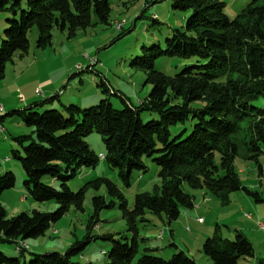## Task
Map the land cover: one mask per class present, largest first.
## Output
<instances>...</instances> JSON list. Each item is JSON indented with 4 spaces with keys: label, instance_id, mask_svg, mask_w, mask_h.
<instances>
[{
    "label": "trees",
    "instance_id": "1",
    "mask_svg": "<svg viewBox=\"0 0 264 264\" xmlns=\"http://www.w3.org/2000/svg\"><path fill=\"white\" fill-rule=\"evenodd\" d=\"M110 1L0 0V11L11 16L0 43V80L15 57L22 59L28 53L29 35L34 29L38 32L37 48L46 49L52 45L55 29L71 39L97 24L109 26ZM172 7L191 15L185 27L174 30L166 40L165 49H144L138 65L147 74L146 83L153 87L139 105L110 90L102 80L98 87L107 96L119 98L121 109L115 108L110 99H103L88 109L71 104L63 111L40 113L44 104L59 98L56 95L15 112L26 127L33 129L32 135L16 139L19 150L13 151L25 173L27 197L35 203L54 202L58 209L54 213L34 210L9 218L0 203L1 243L15 244L16 251L23 255L26 249L21 244L25 240L44 236L72 207L84 211L86 190L105 186L110 196L119 201L133 235L131 240L102 237L111 243L110 251L103 254L108 264H133L139 253L138 225L146 222L147 212L161 219L164 216L170 225L180 218L183 209L195 208L199 190L204 195H214L223 206L230 203L232 193H249L235 162L241 156L259 165L264 155V0H253L233 20L226 15L221 0H174ZM124 34L122 31L120 35ZM161 57L176 58L189 66L174 75L162 74L154 70L155 60ZM144 113L156 114L158 119L145 123ZM190 119L195 123L190 134L183 130L172 136L174 127ZM92 133L101 135L106 150L104 160L118 172L126 188L131 186L134 171H147L144 159H153L160 168L161 180L154 193L137 194L133 208L106 178L89 182L73 193L68 180L78 170L94 168L100 161L84 140ZM58 181L60 185L56 187ZM16 182L14 173L0 174V200ZM186 187L192 192H187ZM93 204L95 213L83 240L76 241L64 254L33 255L25 264H82L74 262V258L98 239L92 230L98 226L95 219L99 212L116 206L114 202L107 204L102 196L94 197ZM173 246L176 248V244ZM202 253L213 264H240L242 259L255 257L253 245L241 232L229 240L218 229L204 241ZM0 264L21 261L0 252ZM136 264L197 262L183 250L164 260L146 249ZM258 264H264V259Z\"/></svg>",
    "mask_w": 264,
    "mask_h": 264
},
{
    "label": "rangeland",
    "instance_id": "2",
    "mask_svg": "<svg viewBox=\"0 0 264 264\" xmlns=\"http://www.w3.org/2000/svg\"><path fill=\"white\" fill-rule=\"evenodd\" d=\"M173 1L111 0L109 26L97 24L86 32H79L71 39L65 32L55 29L52 45L46 49L37 48V30L34 29L30 33L28 53L22 59L15 57L8 64L5 77L0 80V174L12 172L17 177L15 187L5 191L0 200L9 218L34 210L54 213L58 209L54 202L35 203L29 198L21 201L27 194L24 187L25 173L20 161L15 159L13 151L19 150L16 139L32 135L33 129L26 127L23 118L15 112H23L33 102L43 103L56 95L59 98L44 104L39 108L40 113L49 110L63 111L65 106L71 104L88 109L98 105L103 99H110L115 108L121 109L119 98L107 96L98 87L102 80L110 90L123 95L134 105H139L147 99L153 87L146 83L147 74L138 65L139 60L144 57V49L153 46L165 49L166 40L173 35L174 30L183 29L191 15L174 10ZM221 1L225 3L226 15L233 20L253 0ZM10 18L9 14L0 11V43ZM117 23H124L122 31L126 34L121 36L122 31H116ZM186 66H189V63L176 58L161 57L155 60L154 70L174 75ZM21 98L26 102H20ZM70 99H73V102H69ZM156 119V114H142L145 123ZM194 124L190 119L185 125L174 127L172 136L183 130H187V135L190 134ZM84 140L95 155L99 158L105 156L106 150L101 135L92 133ZM240 151L243 154V151ZM5 159L9 161L5 162ZM144 161L147 171H134L129 188L123 185L118 172L101 159L94 168L78 170L67 183L71 191L77 193L89 182L100 178L109 179L121 191L129 207L133 208L137 194L154 193L161 182L160 168L153 159L146 158ZM235 166L242 185L250 194L246 191L232 193L230 203L223 206L214 195L206 194L204 198L205 193L199 190L197 193L200 195H196L195 208L192 209L197 210L195 216L189 218L182 212L180 218L170 225L164 216L161 219L147 212L146 222L138 225L139 253L133 264H136L146 249H152V254L170 260L179 251L173 243L186 252L189 249L196 257L197 264H213L202 253V245L207 238L213 236L216 229L229 240H234L237 232H241L253 245L255 257L242 259L240 264H258L263 260L264 230L259 229L258 224H264V155L259 158V165L240 156ZM45 180L51 181L50 178ZM59 185L58 181L56 187ZM186 191L192 192L187 187ZM96 196H102L107 204L114 202L116 206L99 212L95 219L98 226L92 230V234L98 239L81 255L75 257L74 262L108 264V258L103 252L110 251L111 243L102 237L113 235L116 239L125 237L131 240L133 234L128 231V223L119 207V201L110 196L105 186L99 189L89 187L86 190L84 211L72 207L62 219L52 224L44 236L25 240L23 243L27 249L23 255L16 251L15 244L1 242L0 252L7 257L19 258L21 264L29 263L33 255L55 252L64 254L76 241L83 240L86 236L87 226L95 213L93 198ZM189 211L191 210L184 212ZM249 215L251 218H248ZM198 218H203L204 223H198Z\"/></svg>",
    "mask_w": 264,
    "mask_h": 264
},
{
    "label": "crops",
    "instance_id": "3",
    "mask_svg": "<svg viewBox=\"0 0 264 264\" xmlns=\"http://www.w3.org/2000/svg\"><path fill=\"white\" fill-rule=\"evenodd\" d=\"M34 98V97H33ZM73 99H70V101L69 102H73L72 101ZM24 101H25V99H24ZM23 101V102H24ZM21 102V101H20ZM26 102V101H25ZM35 102H33L31 105H33ZM62 104H64L63 102H62ZM30 107V106H29ZM5 170H7V169H5ZM4 194V193H3ZM197 195H200L199 193H197ZM3 196V195H2ZM203 197L205 198L206 197V195H203ZM203 198V199H204ZM26 199H28V197H27V194H26V196L24 197H22L21 198V201H25ZM191 210V209H190ZM184 211H187V209L185 210V209H183L182 210V212L187 216V217H189V218H191V216H195V213H196V211L197 210H191V211H189V212H184ZM182 212H181V214H182ZM175 244V243H174ZM176 248L178 249V250H183L184 251V249H180L179 247H178V245H176ZM184 252H186V251H184ZM190 257H193L195 260H196V257H194V255L189 251V249H188V252H186ZM197 262V261H196Z\"/></svg>",
    "mask_w": 264,
    "mask_h": 264
},
{
    "label": "built area",
    "instance_id": "4",
    "mask_svg": "<svg viewBox=\"0 0 264 264\" xmlns=\"http://www.w3.org/2000/svg\"><path fill=\"white\" fill-rule=\"evenodd\" d=\"M123 28H124V23H117L116 24V31H122ZM20 101L23 102L24 101V98H21ZM100 159L101 160H104L105 157L102 155V156H100ZM5 162H8V160L5 159ZM248 218H251V216L249 215ZM197 222L198 223H204V219L203 218H198L197 219ZM258 227H259V229L264 230V224L263 223H259L258 224Z\"/></svg>",
    "mask_w": 264,
    "mask_h": 264
},
{
    "label": "bare ground",
    "instance_id": "5",
    "mask_svg": "<svg viewBox=\"0 0 264 264\" xmlns=\"http://www.w3.org/2000/svg\"><path fill=\"white\" fill-rule=\"evenodd\" d=\"M115 29H116V26H115ZM8 161H9V159H7ZM200 224H203V223H200ZM21 247L23 248V249H27V246L23 243V244H21Z\"/></svg>",
    "mask_w": 264,
    "mask_h": 264
}]
</instances>
